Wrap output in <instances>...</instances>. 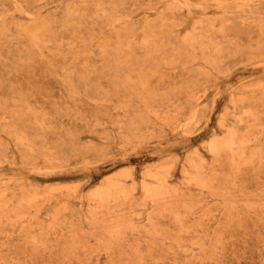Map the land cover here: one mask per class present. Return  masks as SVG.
Masks as SVG:
<instances>
[{"label": "rangeland", "instance_id": "374dc122", "mask_svg": "<svg viewBox=\"0 0 264 264\" xmlns=\"http://www.w3.org/2000/svg\"><path fill=\"white\" fill-rule=\"evenodd\" d=\"M0 264H264V0H0Z\"/></svg>", "mask_w": 264, "mask_h": 264}]
</instances>
